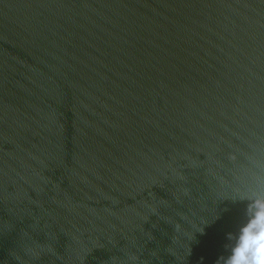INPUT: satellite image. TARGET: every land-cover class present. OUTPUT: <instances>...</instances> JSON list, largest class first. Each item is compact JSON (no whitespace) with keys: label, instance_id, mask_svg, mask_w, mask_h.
<instances>
[{"label":"water","instance_id":"obj_1","mask_svg":"<svg viewBox=\"0 0 264 264\" xmlns=\"http://www.w3.org/2000/svg\"><path fill=\"white\" fill-rule=\"evenodd\" d=\"M15 1L184 263L216 264L244 205L215 201L264 165V0Z\"/></svg>","mask_w":264,"mask_h":264},{"label":"clouds","instance_id":"obj_2","mask_svg":"<svg viewBox=\"0 0 264 264\" xmlns=\"http://www.w3.org/2000/svg\"><path fill=\"white\" fill-rule=\"evenodd\" d=\"M253 164L260 171H257L251 185L233 188L227 196H220L215 201L216 205L225 201L244 205L242 217L236 227L226 234L225 253L218 258L216 264H264V165L255 160ZM224 211H229L227 205L216 210L215 215L203 224L204 230L197 232L204 234L205 227L219 219ZM194 239L193 235L189 241ZM190 251L189 247L188 254Z\"/></svg>","mask_w":264,"mask_h":264}]
</instances>
